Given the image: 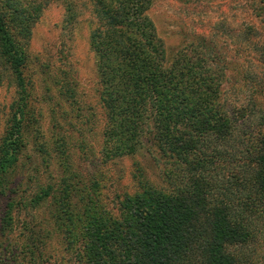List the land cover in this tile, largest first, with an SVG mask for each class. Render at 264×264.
Returning a JSON list of instances; mask_svg holds the SVG:
<instances>
[{
    "label": "trees",
    "instance_id": "obj_1",
    "mask_svg": "<svg viewBox=\"0 0 264 264\" xmlns=\"http://www.w3.org/2000/svg\"><path fill=\"white\" fill-rule=\"evenodd\" d=\"M47 1L0 0V57L16 87L0 141L1 196L29 120L18 36L29 35ZM88 2L96 21L89 44L105 116L104 160L131 156L146 142L161 184L140 175L139 190L116 197L117 213L110 215L95 184L81 188L71 172L62 188L41 187L21 210L54 199L55 239L68 256L63 264H264V255L255 257L264 242V132L245 141L218 102L221 76L204 59L167 51L149 16L154 0Z\"/></svg>",
    "mask_w": 264,
    "mask_h": 264
},
{
    "label": "rangeland",
    "instance_id": "obj_2",
    "mask_svg": "<svg viewBox=\"0 0 264 264\" xmlns=\"http://www.w3.org/2000/svg\"><path fill=\"white\" fill-rule=\"evenodd\" d=\"M47 2L29 35L18 36L27 59L29 120L23 123V148L8 191L0 195V264H63L68 258L55 239L54 199L38 208L20 207L41 187L62 188L63 175L69 181L73 172L79 187H96L99 204L110 215L117 213L116 197L139 190L138 179L154 185L162 180L146 142L131 156L104 160L105 116L89 44L96 23L90 3ZM263 8L264 0H154L149 12L168 52L179 49L184 59H204L221 76L218 102L245 141L264 132ZM15 91L0 57V141ZM256 245L255 257L263 256L264 242Z\"/></svg>",
    "mask_w": 264,
    "mask_h": 264
}]
</instances>
